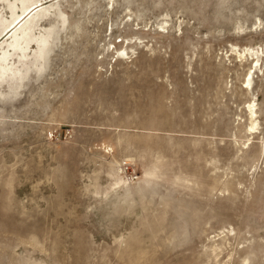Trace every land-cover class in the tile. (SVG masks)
<instances>
[{
	"label": "rangeland",
	"instance_id": "rangeland-1",
	"mask_svg": "<svg viewBox=\"0 0 264 264\" xmlns=\"http://www.w3.org/2000/svg\"><path fill=\"white\" fill-rule=\"evenodd\" d=\"M42 3L46 57L0 75V264H264V0Z\"/></svg>",
	"mask_w": 264,
	"mask_h": 264
},
{
	"label": "bare ground",
	"instance_id": "bare-ground-1",
	"mask_svg": "<svg viewBox=\"0 0 264 264\" xmlns=\"http://www.w3.org/2000/svg\"><path fill=\"white\" fill-rule=\"evenodd\" d=\"M3 1L5 0H0V6L2 5ZM110 1H114V0H110ZM42 2L43 0H14V2L8 1V7L11 10V18L8 19L2 13H0V50L2 49L3 50L2 53L4 54L3 58L2 57L0 58V75L3 70L8 69L9 62L7 63V61L9 59L10 54L8 51H5L6 47L14 51H23L29 49V47L33 44V42H35L36 44H38V48H39L38 60H40V58L44 59V57H46L45 56L47 55L46 53L48 52L49 48H51L50 44H51V38L53 36L51 32L54 31H51L49 33L42 32L40 36H37L34 35L35 32L33 33V30H36L35 28L38 27L40 21H42L44 18H46L48 14L52 12L55 5H51L50 7H43ZM18 3L21 4L19 12H17V8L19 7ZM59 15H62L63 21L65 22L66 17L64 16V13L61 12V14H58V16ZM235 51L240 58L246 57L247 55H251L252 57L255 58L256 65L251 67L248 77L244 82L245 88L248 91L253 90L254 89L253 69L262 67L260 65V61H261L260 50H256L255 48L252 47H246L242 50L237 48ZM246 108H247L246 110L249 120V131L256 132L259 126V121L257 117L258 115L257 103L255 101H250L246 105Z\"/></svg>",
	"mask_w": 264,
	"mask_h": 264
}]
</instances>
